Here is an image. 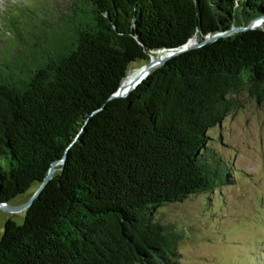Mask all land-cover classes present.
I'll list each match as a JSON object with an SVG mask.
<instances>
[{"label":"trees","instance_id":"obj_1","mask_svg":"<svg viewBox=\"0 0 264 264\" xmlns=\"http://www.w3.org/2000/svg\"><path fill=\"white\" fill-rule=\"evenodd\" d=\"M38 3L0 47V202L66 161L23 224L6 222L0 264H176L179 235L155 211L228 181L208 132L241 92L264 103V25L108 99L133 63L246 27L264 17V0H70L60 12Z\"/></svg>","mask_w":264,"mask_h":264},{"label":"rangeland","instance_id":"obj_2","mask_svg":"<svg viewBox=\"0 0 264 264\" xmlns=\"http://www.w3.org/2000/svg\"><path fill=\"white\" fill-rule=\"evenodd\" d=\"M69 1L46 0L55 12ZM38 2L0 0V47L15 39L16 21L32 17L29 11L44 5ZM143 64L133 63L128 76ZM233 98L237 108L208 132L211 152L227 170L228 181L212 193L197 194L155 211L156 220L179 235L176 264H264V103L245 91ZM38 188L32 186L8 204H25ZM27 210L0 209V240L6 222L23 224Z\"/></svg>","mask_w":264,"mask_h":264},{"label":"water","instance_id":"obj_3","mask_svg":"<svg viewBox=\"0 0 264 264\" xmlns=\"http://www.w3.org/2000/svg\"><path fill=\"white\" fill-rule=\"evenodd\" d=\"M264 25V17H259L253 20L246 27H233L229 31L217 33L212 36H207L203 41L198 42L195 37L191 38L185 45L178 49H163L157 52H152V54L157 53L156 56L150 55L149 61L143 64L140 68L139 74L128 81V73L125 75L123 80L121 81L117 91L110 96L108 101H113L116 99H125L127 98L140 84L143 83L144 80L148 78V76L154 72L155 70L163 67L168 61L171 59L178 57L184 53H187L192 50H196L202 48L208 44L215 43L219 39L228 38L238 33H244L247 31L257 30L262 28ZM66 161V157L63 159L56 161L52 164L48 175L43 180L42 184L39 186L35 194L31 197V199L23 205L20 206H12L8 203L0 202V209L6 212H18L28 209L34 200L40 195L42 190L46 187V185L53 178L54 172L56 171V166L64 164Z\"/></svg>","mask_w":264,"mask_h":264},{"label":"bare ground","instance_id":"obj_4","mask_svg":"<svg viewBox=\"0 0 264 264\" xmlns=\"http://www.w3.org/2000/svg\"><path fill=\"white\" fill-rule=\"evenodd\" d=\"M140 67H141V66H140ZM139 72H140V69H138L136 72L130 74V75L128 76V79H127V80L130 81L132 78L136 77V76L139 74Z\"/></svg>","mask_w":264,"mask_h":264}]
</instances>
